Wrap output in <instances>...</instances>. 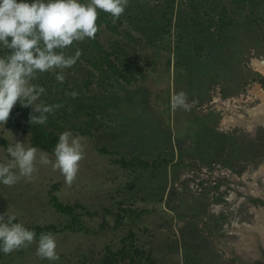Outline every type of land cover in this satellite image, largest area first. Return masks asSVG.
<instances>
[{
    "label": "rangeland",
    "instance_id": "rangeland-1",
    "mask_svg": "<svg viewBox=\"0 0 264 264\" xmlns=\"http://www.w3.org/2000/svg\"><path fill=\"white\" fill-rule=\"evenodd\" d=\"M100 16L111 25L100 30L103 47L120 66L139 62L145 77L132 84L112 77L104 85L92 78L87 88L90 39L74 42L67 54L79 48L80 59L63 70V83L56 80L59 69L38 74L33 83L46 91L33 107L63 105L58 114L85 150L76 178L67 184L59 170L38 164L31 177L13 186L0 183V214L9 210L25 225L64 227L72 218L54 207L55 195L61 203L82 205L77 211L89 232L56 233L59 260L37 257L36 241L4 254L0 264H152L149 254L156 264H234L233 246L252 257L255 206L230 185L264 196V172L256 173L264 164V129L250 130L238 120L244 114L241 84L254 76L247 62L264 56V0H129L115 23L107 13ZM4 49L0 45V56ZM181 90L190 108L173 110L171 96ZM72 91L75 99L66 95ZM228 99L231 108L224 105ZM19 106L0 125V135L10 144L31 145L16 123L34 110ZM88 113L95 119L93 135H82L76 127H89ZM229 116L235 123L222 125ZM5 150L0 145V159ZM48 153L54 161V152ZM133 156L153 166L116 163ZM195 178L202 179L201 192L190 187ZM223 201L217 214L212 207ZM131 243L143 253L122 251ZM129 252L133 259L125 256Z\"/></svg>",
    "mask_w": 264,
    "mask_h": 264
},
{
    "label": "clouds",
    "instance_id": "clouds-1",
    "mask_svg": "<svg viewBox=\"0 0 264 264\" xmlns=\"http://www.w3.org/2000/svg\"><path fill=\"white\" fill-rule=\"evenodd\" d=\"M129 6V0H0V45L10 54L0 56V125H6L13 108H33L30 123L43 125L47 114L54 113L61 104L36 105L46 89L33 81L39 73L56 72V80L63 83V70L74 66L82 55L76 48L74 55L67 49L86 39H95L102 25L100 13L110 15L115 23ZM75 99L76 91L66 93ZM173 110L190 108L187 94L181 90L171 96ZM36 113H39L37 115ZM31 134H29L30 136ZM82 138L66 130L59 135L53 161L47 151L27 142H14L0 159V183L13 186L37 171V165H51L59 170L65 182L71 184L77 176L80 162L85 158ZM10 157V158H9ZM16 214L9 210L0 214V251L10 254L28 248L37 241V233L23 222H16ZM57 237L52 232L39 234L36 256L49 261L59 260Z\"/></svg>",
    "mask_w": 264,
    "mask_h": 264
},
{
    "label": "trees",
    "instance_id": "trees-1",
    "mask_svg": "<svg viewBox=\"0 0 264 264\" xmlns=\"http://www.w3.org/2000/svg\"><path fill=\"white\" fill-rule=\"evenodd\" d=\"M27 2L32 3L34 0H27ZM233 21H230L228 24H231ZM98 23L103 25L104 23H107L108 26L110 25V22L103 18V16H100L98 19ZM114 32H117V29L113 27ZM100 31L97 33L95 39H90V46H91V54L84 56V60L88 62V64L91 66V69L89 71L90 76L87 78V81L85 82V86L88 88L90 84L92 83L93 79H97V81L100 82V84H105L109 82V80L112 77H117L122 79L127 84H132L136 81H138L140 78H144L145 75L143 73V66L139 62L135 63H126L122 66L118 65L117 63V57H113V52L105 49L102 45V43L99 41ZM74 46V45H73ZM72 47V46H70ZM69 47V48H70ZM5 55L10 54L9 49H4ZM19 108H23L21 105ZM33 113L30 112H23L22 113V119L19 120L16 123V126L19 128H22L24 133H26L30 138V143L32 146L38 147L41 150L47 151V152H54L55 145L58 142L59 135L66 131V127L64 125V117L62 118L61 115L58 114V111L56 110L54 113L47 114L48 118L45 124H31L30 123V115ZM39 115V113H37ZM88 116H90L89 121L87 122L88 128L84 125H79L76 127V130L79 131L82 135H93L92 127L95 126V119L92 113H88ZM10 144V141L0 135V145L7 148V146ZM103 153L109 154L110 151L106 148L102 149ZM116 163L120 164L123 167H130V166H141L143 168H148L150 166H153V164L149 161H146L145 159H142L138 156H133L129 159L122 157L121 159L116 160ZM57 186H55L56 188ZM52 202L54 207L60 212L67 216H70L72 218V223L69 225H66L64 227H60L56 224H31V225H25L30 230H34L37 233V241L39 239V234L42 232H52L54 234L60 233L63 231H72V232H89V229H87L84 224L81 222L80 217L81 214L77 211L78 209L82 208V205H71V204H64L59 202L58 198L54 195L52 196ZM90 214V213H88ZM121 219L117 220L116 227L121 225ZM16 222H19L17 219ZM107 225L106 223L103 225L105 228ZM133 237V233L130 235ZM126 247L129 248V251H135L136 253L142 252L140 249L136 248L133 243L128 247L124 245V248L122 251L126 250ZM108 252L112 254V248H107ZM143 253V252H142ZM4 253L0 251V262L3 258ZM127 257H131L133 259V256L129 254L125 255ZM110 259V258H109ZM147 260L151 262L152 264H156V262L152 259V255L149 254L147 256ZM142 264V263H141Z\"/></svg>",
    "mask_w": 264,
    "mask_h": 264
},
{
    "label": "flooded vegetation",
    "instance_id": "flooded-vegetation-1",
    "mask_svg": "<svg viewBox=\"0 0 264 264\" xmlns=\"http://www.w3.org/2000/svg\"><path fill=\"white\" fill-rule=\"evenodd\" d=\"M257 62L264 64V56L260 55L259 57L252 58L249 62H247L254 76L252 75L248 77L243 82V84H241L240 108L243 109L244 114H242L240 118L238 117V120L239 124L248 126L250 130L259 131L261 129H264V71L257 69ZM253 83H255V86H253ZM251 86L253 88L252 90L249 89ZM230 101V99L225 101L227 102V108H231L229 106ZM244 104L248 105L250 108H248ZM227 181V176L221 179V183L226 184ZM230 186L233 189L235 196H239L240 194L245 195L249 202L255 206V213L257 214V224L256 227H254V229L252 230L254 239H250V245L253 248V252L255 254L247 259L238 252V249L235 246H233V249L230 250L231 255L229 256V258L234 262V264H264V236H262V229L264 230V196L262 194V191L258 190L250 193H245L244 191L239 190L238 187H235L234 185ZM222 192L223 191L219 192V194L223 195ZM223 197H225L224 199L228 202L234 200L231 199V197H226L225 195H223ZM227 201H223V209L227 205ZM247 226L250 225L247 224L245 226L246 228H249Z\"/></svg>",
    "mask_w": 264,
    "mask_h": 264
},
{
    "label": "bare ground",
    "instance_id": "bare-ground-1",
    "mask_svg": "<svg viewBox=\"0 0 264 264\" xmlns=\"http://www.w3.org/2000/svg\"><path fill=\"white\" fill-rule=\"evenodd\" d=\"M256 66H257V69H259V70H262V71H264V64L263 63H260V62H257L256 63ZM217 101V100H216ZM227 102H224V105H225V107H226V104ZM229 106H230V104H229ZM232 118H230V116L229 117H225L224 119H223V122H222V125H229V124H234L235 122L234 121H232L231 120ZM259 172H264V164H262L261 166H260V169L256 172V173H259ZM255 173V174H256ZM255 185V184H254ZM251 189V188H250ZM256 190V189H255ZM253 191V190H252ZM257 191V190H256ZM235 196L234 195H231V199H233ZM260 217V216H259ZM261 220V219H260ZM259 222V221H258ZM263 222V221H262ZM259 225V224H258ZM242 225H240V227H241ZM246 226V225H245ZM263 226V225H262ZM237 227H239V224H237ZM257 229V228H256ZM255 229V230H256ZM259 229V228H258ZM262 233H263V235L262 236H264V230L262 229Z\"/></svg>",
    "mask_w": 264,
    "mask_h": 264
},
{
    "label": "built area",
    "instance_id": "built-area-1",
    "mask_svg": "<svg viewBox=\"0 0 264 264\" xmlns=\"http://www.w3.org/2000/svg\"><path fill=\"white\" fill-rule=\"evenodd\" d=\"M217 178V177H216ZM215 178V179H216ZM220 178V177H219ZM224 178L223 176L221 177V179ZM195 180V181H194ZM194 180H192V182L190 183V187L194 190V191H199L201 192L202 188H201V180L202 179H198L195 178ZM212 210L214 212H216L217 214H220L223 211V204L221 203H215L212 207Z\"/></svg>",
    "mask_w": 264,
    "mask_h": 264
}]
</instances>
